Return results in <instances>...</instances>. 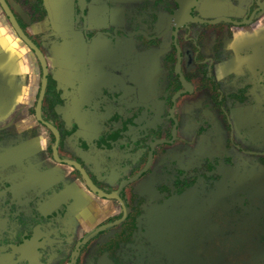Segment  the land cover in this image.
Returning <instances> with one entry per match:
<instances>
[{
  "label": "flooded vegetation",
  "instance_id": "af4514ba",
  "mask_svg": "<svg viewBox=\"0 0 264 264\" xmlns=\"http://www.w3.org/2000/svg\"><path fill=\"white\" fill-rule=\"evenodd\" d=\"M3 1L0 264H264V0Z\"/></svg>",
  "mask_w": 264,
  "mask_h": 264
},
{
  "label": "water",
  "instance_id": "95a60500",
  "mask_svg": "<svg viewBox=\"0 0 264 264\" xmlns=\"http://www.w3.org/2000/svg\"><path fill=\"white\" fill-rule=\"evenodd\" d=\"M0 3H1V5L3 6L5 13L7 14L9 20L11 21V23L13 24V26L15 27V29L18 31V33H19L21 36H23L22 33H21V31H20V29H19L18 26H17L16 21H15L14 18H13V15L11 14L10 10L8 9L6 3H5L3 0H0ZM39 57H40V55H39ZM40 59H41V58H40Z\"/></svg>",
  "mask_w": 264,
  "mask_h": 264
}]
</instances>
